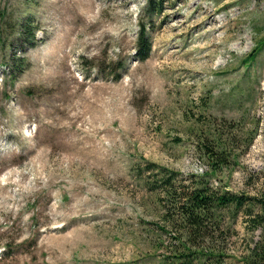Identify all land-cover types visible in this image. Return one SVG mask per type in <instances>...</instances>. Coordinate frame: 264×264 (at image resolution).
<instances>
[{"label": "rangeland", "instance_id": "374dc122", "mask_svg": "<svg viewBox=\"0 0 264 264\" xmlns=\"http://www.w3.org/2000/svg\"><path fill=\"white\" fill-rule=\"evenodd\" d=\"M196 186L264 188V0H0V264H241Z\"/></svg>", "mask_w": 264, "mask_h": 264}, {"label": "trees", "instance_id": "16d2710c", "mask_svg": "<svg viewBox=\"0 0 264 264\" xmlns=\"http://www.w3.org/2000/svg\"><path fill=\"white\" fill-rule=\"evenodd\" d=\"M19 27V36H22L23 40L31 41L33 39L32 31L21 23ZM138 45V53L143 58L148 44L140 39ZM20 60L21 57L15 59L18 66ZM218 159L221 158L218 157ZM170 196L173 197V195ZM180 199L182 200L180 202L174 200V213L179 215L187 230L192 229L194 233L204 229L203 220L211 216L212 208L224 207L232 211L242 210L247 217L246 225L251 230L258 228L259 235L250 246H247V251L241 258V264H264V188L248 194L229 190L218 192L205 186H196L185 191ZM210 255L216 256V254Z\"/></svg>", "mask_w": 264, "mask_h": 264}, {"label": "bare ground", "instance_id": "6f19581e", "mask_svg": "<svg viewBox=\"0 0 264 264\" xmlns=\"http://www.w3.org/2000/svg\"><path fill=\"white\" fill-rule=\"evenodd\" d=\"M64 110V109H63ZM64 113V112H63ZM67 115V114H66ZM66 115H64V117L66 116ZM59 125V124H58ZM49 127V126H48ZM55 128H58L59 130H57V129H55V130H57V131H60V133L63 135V138H62V146L64 147V149L67 151L69 148L68 147H70V145L71 144H76L75 142H72L70 139V143L68 144V140H66L65 139V136L66 137H68V134H67V127H66V125H63L62 127H56L55 126ZM50 129V128H49ZM68 129H69V127H68ZM47 131V130H46ZM52 133V132H51ZM80 139V138H79ZM78 139V140H79ZM73 140V139H72ZM80 144V143H79ZM81 145V144H80Z\"/></svg>", "mask_w": 264, "mask_h": 264}]
</instances>
